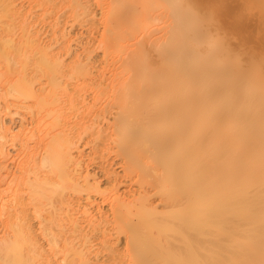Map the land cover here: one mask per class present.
I'll return each mask as SVG.
<instances>
[{"label": "bare ground", "instance_id": "6f19581e", "mask_svg": "<svg viewBox=\"0 0 264 264\" xmlns=\"http://www.w3.org/2000/svg\"><path fill=\"white\" fill-rule=\"evenodd\" d=\"M0 264H264V0H0Z\"/></svg>", "mask_w": 264, "mask_h": 264}, {"label": "rangeland", "instance_id": "374dc122", "mask_svg": "<svg viewBox=\"0 0 264 264\" xmlns=\"http://www.w3.org/2000/svg\"><path fill=\"white\" fill-rule=\"evenodd\" d=\"M17 123H18V122L16 121L15 124H14V123H11V124H13L14 127H15V126H17ZM16 129H17V128H16ZM12 153H13V151H12Z\"/></svg>", "mask_w": 264, "mask_h": 264}]
</instances>
